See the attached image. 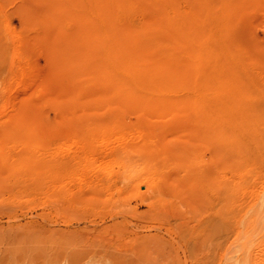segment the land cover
I'll use <instances>...</instances> for the list:
<instances>
[{"label":"rangeland","instance_id":"rangeland-1","mask_svg":"<svg viewBox=\"0 0 264 264\" xmlns=\"http://www.w3.org/2000/svg\"><path fill=\"white\" fill-rule=\"evenodd\" d=\"M39 1L0 0V154L8 159L0 161V264H264V218L257 225L253 213L264 208V123L258 125L262 134L242 132L234 145L225 146L223 163L216 148L205 147L193 114L157 115L151 100L92 96L109 92V85L83 83L88 70L76 52L82 82H69L74 73L65 69L58 75L51 37L20 17L29 10L43 12ZM243 2L234 1L231 32L224 30L231 38L223 33L235 38L232 46L242 43L235 51L241 50L235 56L239 73L256 86L247 90L257 89L251 97L248 91L257 106L249 101L264 119V0ZM140 14L133 15L137 25ZM162 36L157 38L171 42V49L165 45L173 58L185 55L180 39ZM209 40L219 47L216 37ZM201 81L196 87L185 84L176 95L190 101ZM60 92L61 113L53 108ZM73 92L80 100L66 101ZM16 120L29 125L28 138L26 130H12ZM249 136L256 142L249 143ZM25 156L35 161L28 163ZM249 216L256 241L255 230L248 232L254 229ZM234 254L241 259L232 260Z\"/></svg>","mask_w":264,"mask_h":264},{"label":"bare ground","instance_id":"bare-ground-1","mask_svg":"<svg viewBox=\"0 0 264 264\" xmlns=\"http://www.w3.org/2000/svg\"><path fill=\"white\" fill-rule=\"evenodd\" d=\"M38 1L39 0H37V2ZM42 1H44L43 3L45 4L43 5L46 6L45 10L44 9H43L44 11L42 10L43 12L41 13L33 12V10L30 8L33 13L32 12L29 13L30 11L29 10L27 13L23 15L21 14L22 16L20 17H23L25 18V20H28V23L29 21H31L34 24H36V26L38 27L41 26L44 35L51 37L50 45L47 43L48 46L51 48L50 56L52 57L53 60V61L51 60V63L53 62L52 64H54V66L51 65V67L53 66V68H55L56 72L59 73V74L57 73L58 75H61V70L65 69L66 72L68 71L70 73L71 72L74 73L73 76H71L73 73H71V75H68L69 77L71 76L73 78V79L70 78L69 82H71V80H73V82H78V83L82 82L80 80L81 77L84 76L78 72L77 70L79 68L78 63L73 55L76 52V53H80V57L78 60L82 61L83 62L82 66L88 70L87 73L88 78L87 80H85V82L83 80V83H86L87 81L86 84L88 85V83H90V85H92L91 88L96 87L93 86L94 84H101V86L98 85L100 87H102L103 84L109 85L110 87L109 92L104 91L105 92L104 94L99 93L95 95L96 92L93 91L94 95L92 96L101 95L100 98L108 99V100L117 99L119 101L138 100V101H142L143 103L144 100H151L152 104L150 105L153 108L152 110L157 111V113L159 112L158 114L156 113L157 115L159 114L163 115L165 113H174L178 115L179 113H183V112L193 114L197 118L199 131L203 136L202 141L205 144V147L216 148L218 151L220 161H222L223 163H224V147L225 146L227 147L228 145L231 146V143L232 145H234V142L237 141L239 137L240 138L242 137L241 134L239 135V133L246 132L245 135L242 134L244 135L243 137H248V135H250L247 134V131L250 132L253 136H255V134L261 133L260 132L261 130L258 131L259 128L258 125H260V122H262L261 126L264 123V121H261V119L264 120L262 117L263 112L260 113L261 112L260 111L259 113L261 117L258 116L257 114L258 111L254 106V104H256L257 106L258 103V102L255 103L254 100L255 96L253 97V99L251 98L249 99V94L250 97L252 96L251 95L252 93L250 92H252V90L254 91L255 88L254 89L251 88L252 89L251 91L247 90L248 87L250 89V87L252 86V82L250 86L247 85L246 79L245 80L242 79V77L244 78L245 74L243 73L241 77V74L239 73L240 64L238 62L239 60L238 56L241 54L240 53L241 50H239L240 54L237 52L238 49H240L238 45H242V43L238 44L237 46L232 43L233 45H235V47L230 44L235 40L234 38V40L231 41L232 39H230L231 37L229 36L230 35L229 33L231 32V31L229 32V28H231L229 27V23H231V21L234 19L235 12L237 13L236 6L234 3L235 0H42ZM243 1L245 2L246 0ZM249 1H253V0H249ZM236 3H238V1ZM21 7L22 6H20L19 8ZM27 10L24 9V11ZM135 13L142 14L141 17L143 21H141L142 23L140 22L141 24L139 25H137L138 23L137 24L135 23L136 17L133 18V15ZM241 18L242 17H240V19ZM71 23H74L75 25H73L72 27ZM237 23L239 22L237 21ZM237 23L236 25H238ZM227 28L229 33L226 34ZM36 29L34 30L36 31ZM223 32L230 37L229 38L230 40L227 39V36L225 38V34ZM157 35H161V36L163 35L162 37L166 36L164 37L165 39L169 38L170 36L174 37L175 39H180V41H178L179 44H181L183 48L184 47L186 48L185 51L186 53L184 52L185 48L182 51V54L185 55L182 56L178 55L181 56L180 59L173 58L172 57L173 55L170 54L171 53L170 50L167 49L169 47H166L171 42L168 43V41L166 42V40H164L166 43H163L162 42L163 40H161L162 38L161 37L157 38ZM211 35L213 37H216V40L219 41V47H217L218 45L214 42L217 45L215 46L219 49L211 46L213 44L210 45L209 37ZM43 39L44 38H42V40ZM196 45L198 47L194 49L193 47L194 46L196 47ZM171 48L172 46H170V49ZM155 49H157L158 51L162 49L163 52L161 54L158 52L159 54H157ZM235 51H237L236 53L238 54L237 56L238 60L237 57H235L236 56ZM219 52L221 53L223 52V56H225L224 58H222L225 59L223 62L220 59ZM89 53H92L94 57L90 58ZM258 57H256V59ZM248 58L251 59L252 57L249 55ZM262 58L263 57H261V59ZM242 63L244 62H241V64ZM262 63H264V61ZM243 65L244 64H242L241 67ZM260 68L263 69L264 66L263 68L262 67ZM207 69H210V71L208 72ZM245 69L247 70V68ZM204 70H206V72H204ZM62 71L64 72V70ZM192 71H194V76H192L193 75ZM201 72L204 73L203 74L204 78L203 77L201 78L203 79V82L201 81L202 88L200 87L201 84L200 86L198 85L201 89L200 91H198L199 89H196L198 93L194 92L193 89L194 94L195 93L197 94L193 95L190 101L185 100L179 94H178L179 96L176 95V91L178 90V88L184 86L185 84H189L190 82L192 83L191 76L194 77L193 83L197 84V82L195 83V81L201 80L199 78L200 77L199 74H201ZM252 74L254 76V73ZM57 77L59 79L61 78V76H57ZM255 78H257V75ZM57 82L59 81L57 80ZM193 83L192 85H194ZM257 83L260 82L258 81ZM85 85L84 87H86ZM78 86H80V84ZM87 87L90 90V86ZM252 87H256V86H252ZM260 89L262 90V87ZM78 90L77 92L80 93L81 91H83L82 88L80 91ZM180 90L181 89H179V91ZM256 90L257 89H255V92ZM139 91L141 92L143 91L142 94L139 93ZM45 92L47 93L48 91ZM77 92L72 94L71 97L69 96V93L68 95L66 93V95L69 96L66 99V101L75 102L76 100L81 98V94ZM174 92L175 95L172 94ZM255 92H253L254 93L253 95H257L256 97L257 100L258 99L260 100V97H258L259 94H256L258 93V91L256 93ZM249 100L250 101L253 100L254 104H251L252 102L250 103ZM54 106L55 107L53 108H58L61 113V92L60 95H58V98L54 100ZM261 107H259L260 110L263 109ZM23 114L24 113H22L21 116L27 115V114L25 115ZM259 117L260 119H258ZM19 120L18 123L17 120L15 121L16 125L13 126L14 128H12V130L13 129L14 131L26 130L27 132L30 129L29 125H27L26 123L24 124V122L22 123L21 121L23 119L21 121ZM32 127L34 126L32 125ZM116 127L118 126H115V128ZM92 130H94V128H92ZM262 131L264 132V130ZM227 132H229V134L232 133L230 134L232 137L231 136L229 137V134L227 135ZM27 134L28 132L26 133V138H28ZM14 136L12 138H14ZM28 136L30 137L31 135ZM249 137H250L249 143L256 142L255 137H254L255 139L252 136ZM244 143L246 144V142ZM246 146L248 145H245V147ZM254 147H256V144ZM247 152L245 151L244 153ZM242 153L243 152H241V154ZM2 155L0 154V161L7 164L8 159H5V157L4 156L2 157ZM248 156L246 159H248ZM27 158L29 162L26 161L25 159L24 160L28 163H31V161H35L32 160V157L30 156ZM236 158L237 157H235L234 159ZM226 160L227 162H230L228 159ZM252 160H250V162H252ZM35 165L36 164H34V166ZM260 205L263 206V203H261ZM260 208L262 207L260 206ZM253 213L255 214L254 216L255 221L253 220L254 223H256L257 225H262L260 223L264 218V208L263 210L260 209L257 213L255 212ZM252 216H249V218ZM251 219L252 218H250V221L248 220V222H251ZM252 222L250 223V225L251 224L253 225ZM252 227L249 228L251 229ZM253 228L254 229L252 230V232L251 230H249L248 232L250 233L255 232L253 234L255 236L257 234L256 228L255 227ZM257 236L258 235H256V238L255 237L253 238L255 240L253 239L252 240L256 241V239L259 238V237L257 238ZM239 250L241 249L239 248ZM235 258H238L236 257V254H234L232 260H235ZM238 259L240 260L241 257L239 256ZM261 261H263V259Z\"/></svg>","mask_w":264,"mask_h":264}]
</instances>
